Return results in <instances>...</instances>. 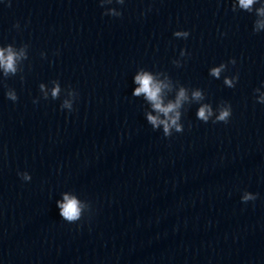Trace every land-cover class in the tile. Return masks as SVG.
<instances>
[{"label": "clouds", "instance_id": "9594fccd", "mask_svg": "<svg viewBox=\"0 0 264 264\" xmlns=\"http://www.w3.org/2000/svg\"><path fill=\"white\" fill-rule=\"evenodd\" d=\"M101 7L105 5H110L113 0H99ZM117 4L123 5L125 0H115ZM260 4V7L255 9V15L257 17L264 18V2L262 0H233L232 11H236L237 8L240 10L251 13L253 11V6ZM10 6V5H9ZM104 15H109L113 17H120L122 12L116 8H106ZM19 27V24L15 25ZM264 29V19H255L253 25V32L259 33ZM176 38L187 39L190 35L188 31H176L173 33ZM28 45L22 47L18 52L9 45L6 48H0V69H3L4 76L9 75L14 76L18 72V62L26 60L28 58L26 49ZM42 56L44 53L41 54ZM187 53L185 50H181L180 56L184 57ZM174 64L178 67L180 66L179 60H174ZM231 64H235L236 60L232 59L229 61ZM227 69V64L221 63L219 66L212 67L209 70V75L213 78L220 79L221 73ZM239 80V76H225L223 83L229 88H234ZM134 83L137 87L134 89L132 95L136 97L143 96L145 100L151 105L152 111L146 113V120L152 126L153 130L162 129L164 137H171L173 132L182 133L184 131V126L181 123L182 119V108L186 103L190 104L192 102H201L205 99L204 92L199 89H192L191 95H189V89L180 86L176 92L175 99L169 100L165 103V95L173 90V83L168 78L165 77L164 80H160L157 75L149 71L141 69L134 77ZM40 92L43 94V99L47 100L49 96L53 100L59 99L61 95V86L58 81H53V87L50 93L46 89V86L41 83L39 85ZM255 92H260V88L255 89ZM67 96L62 101L60 107L61 109H67L69 112L73 111V103L78 96L75 90L68 89ZM6 97L16 102L18 96L13 89H9L6 92ZM257 101L264 104V94H261ZM38 100H34L33 103H38ZM155 113V114H153ZM232 116V106L227 102H222L213 109L212 105L209 103H201L196 112V117L198 120L208 123L210 120L212 123H225L227 124ZM18 175L24 181H30L31 175L28 172H20ZM257 199V194H253L248 191H244L241 196V201L247 203L249 201H255ZM59 209L60 217L67 221L68 223H75L79 221L82 216L90 211V204L86 201H82L74 195H69L67 193L63 194L62 200L56 202Z\"/></svg>", "mask_w": 264, "mask_h": 264}]
</instances>
